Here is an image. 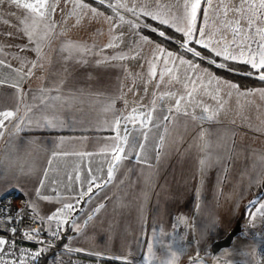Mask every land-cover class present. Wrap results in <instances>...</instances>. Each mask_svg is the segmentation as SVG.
Masks as SVG:
<instances>
[{"label":"crops","instance_id":"crops-1","mask_svg":"<svg viewBox=\"0 0 264 264\" xmlns=\"http://www.w3.org/2000/svg\"><path fill=\"white\" fill-rule=\"evenodd\" d=\"M42 47L28 64L0 56V113H14L0 127V191H20L24 207L41 221L48 212L60 221L66 211L61 231L69 227L68 240L82 238L86 254L124 261L157 251L158 242L148 248L147 237L182 238L189 222L197 223L199 237H219L217 223L237 221L244 205L263 194L264 112L255 124L228 113L220 117L233 82L211 71L216 82L208 97L199 94L196 105L179 104L177 112L176 101L187 100L184 89L156 90L136 70L103 56L94 63L101 57L97 49L84 53L76 38ZM220 80L221 88L215 86ZM151 93L158 98L144 102ZM129 115L133 120L122 119L117 132L115 118ZM45 119H55L56 126L45 127ZM117 145L125 150L120 161L114 158ZM172 244L183 247L170 242L169 252Z\"/></svg>","mask_w":264,"mask_h":264},{"label":"rangeland","instance_id":"rangeland-1","mask_svg":"<svg viewBox=\"0 0 264 264\" xmlns=\"http://www.w3.org/2000/svg\"><path fill=\"white\" fill-rule=\"evenodd\" d=\"M21 2L36 4L38 0H21ZM49 2L58 4L57 10L50 14V20L55 21V29L47 39L43 40L40 38L47 29L43 22L39 24L33 23L36 13L17 8L15 5L8 3L0 5L1 57H13V59L16 58L17 60L21 58L22 64H28L32 61L33 55H35L34 52L36 51L34 49L37 44L40 45L41 50L42 46L52 40L54 42V40L64 38H76L84 43L82 50L85 48L92 50L91 53L86 52L88 55L94 53V48L97 49L95 52L98 57L99 55L101 57L93 58L92 60H95L94 63H97L103 56L107 60L120 63L125 71L131 69L132 72V70H136L139 77L148 79L156 90L164 87L168 88V86L171 89H184L187 91L185 93L187 100L181 99L180 104H187L188 107H192L196 105L199 94L201 98H206L208 97L206 93H211L212 89L210 86L216 81L210 69L207 67L202 68L194 60L181 58L176 54L169 58L167 56L168 50L165 52L159 51L157 46H162L149 41L140 31L141 27H149L146 19H152L150 15H145V12L159 13L164 18L169 19L171 23L173 17H182L185 11L184 5L186 3L190 5L194 0H104L103 4L100 3V0H95L96 4L84 0H71L68 4H65L64 0H49ZM210 2L214 7L208 9V16L206 17L204 9L208 5L204 4V0H201L202 7L197 10L196 20L197 29L203 27L211 34L213 43L209 46V49L212 47H224L226 44L230 52L238 55V51H236L235 45L232 43L233 39H235L236 44L248 43L253 52L257 54L258 61V44L262 41L260 35L256 32V28L264 27V24L254 22L251 29L245 26L244 30L234 38L232 29L236 27L235 23H233V18L236 14L228 12L225 15L223 8L217 11L216 6L221 4V0H210ZM223 2L230 4L232 0H223ZM249 2H253V0H249ZM255 2H258V0H255ZM77 3H83L88 6V9H86L87 15H78L80 13L78 8L73 11V7ZM110 4L113 7H110ZM91 8L96 9L98 13L96 18H93V13L90 11ZM133 8L135 12L129 10ZM201 10H203V17L199 19L198 15ZM44 11L47 12V9ZM25 18H27L26 23ZM153 20L159 21V19ZM172 26L174 28L177 26L183 27L184 24L178 22L177 24H172ZM26 27L29 28V31L35 32V38L31 42L29 36L23 30ZM222 33L223 41L217 43V41H221ZM193 39H200L197 32L193 33ZM207 39L205 37V42H207ZM192 43L194 42L189 43L188 46L192 47ZM192 48L195 50L194 47ZM113 57L116 58L113 59ZM120 57L124 58L121 59ZM181 59L192 62L194 67L190 66L189 63L181 64ZM211 59L217 62L215 65L224 64V59L216 57L214 53ZM243 59L246 60L249 57L245 55ZM236 61L242 62V60ZM220 82L216 83L215 86L221 88L224 81L220 80ZM261 91L264 90L242 89L237 86L233 92L229 91L223 94V102L219 105L220 117H224L228 113L231 119L238 122L247 118L250 121L254 120V124L261 121L260 116L264 112V107L259 105L260 101L258 100V94L260 95ZM154 96L158 98V95L151 93V95L144 98V102L148 103L149 100L147 98H153ZM251 201H257L255 206L250 203ZM48 202L44 203V208L47 207ZM262 204H264V192L257 199L252 198L246 204V207L242 208V214L240 217L238 216V220L241 222L240 231L234 236L230 245L221 247L215 253L212 251L211 245L214 241L225 237L235 225L236 220L227 224L224 222L217 223V233L221 235L219 237H199L196 233L197 231L195 232L196 226H198L195 222L188 223L189 229L181 231L180 235L182 238L179 239H169L167 237L154 239L153 236L147 237L148 248L151 247L154 250L156 246L153 243L157 241L158 249L156 250L166 254L147 250L143 255L135 253L133 257H124V261L131 264H193V261L194 264H264L262 261L264 260V250L262 249L264 247V213H258L257 211ZM47 210L49 211V207ZM35 215L40 218L36 213ZM49 215L48 212L46 218H41L44 224H56L62 229L67 224V221L64 220L67 217L66 211L61 213L60 217L62 220L60 221L48 220ZM73 224L76 226L75 229H81V222L73 221ZM226 225L228 227H225ZM152 234H159L163 237L172 235L173 232L153 230ZM178 241L182 242L183 247L172 244L170 247L171 252H169L168 248H166L167 245L169 247L170 242ZM63 249L74 254L88 255L84 252V247H82V238L78 236L70 238ZM173 253L176 254V258L173 257ZM197 256L199 259H195ZM95 258L98 260L102 259L96 255Z\"/></svg>","mask_w":264,"mask_h":264},{"label":"snow or ice","instance_id":"snow-or-ice-1","mask_svg":"<svg viewBox=\"0 0 264 264\" xmlns=\"http://www.w3.org/2000/svg\"><path fill=\"white\" fill-rule=\"evenodd\" d=\"M65 4H68L71 2V0H64ZM4 3H8L10 5H15L17 8H22L25 10H29L32 13H36L37 15L33 18V23L34 24H39L41 22L44 23L45 28L47 29V31H45L44 35L40 38V39H47L52 32L55 29V21L50 20V14L54 13L57 10L58 4H56L55 2L50 3L49 0H38V3L33 4V3H25V2H21V0H0V5H3ZM100 3L103 4L104 0H100ZM204 4H207L208 7L204 9L205 12V16H208V9L214 7L210 0H204ZM110 7H113L111 4L109 5ZM159 6V5H158ZM189 7H190V11H189ZM202 7L201 4V0H194V2H192L190 5L189 4H185L184 5V14L182 17H173L171 23L169 21V19L164 18L161 14L157 13V14H152V13H148L145 12V15H150L152 19H159L160 24L163 25H168V26H172V24H177L182 23L184 24L183 27L177 26L176 27V31L180 32L183 34V36L185 37V40L183 42L181 41H176L181 48H183L186 52L188 53H192L195 57H201V52L200 51H196L194 50L192 47H189L188 44L191 42H194L196 44H200L202 47L204 48H209V46L213 43L212 39H211V34L208 32L207 29L201 27L198 28L196 27V20H197V10L200 9ZM217 7V11L220 10V8H223L225 11V15H227L228 12H232L235 13L236 15L233 18V23H235L236 27L232 29V35L235 38L241 31L244 30V27L246 26L248 29L252 28L253 23H258V24H264V0H258V2H255V0H253V2H249V0H232V2L230 4L228 3H224L223 0H221V4L216 6ZM80 9V13H78V15H87V11L86 9H88V6L86 4L83 3H77L74 5L73 7V11H75V9ZM45 9H47V12L44 11ZM130 11L135 12V9H129ZM90 11L93 13V18H96V16L98 15L97 11L95 8H91ZM259 18V19H258ZM27 22V18H25V23ZM244 22V23H242ZM227 26V25H226ZM25 31V33L29 36V40L30 42L34 40L35 38V32L34 31H29V28H24L23 29ZM153 32H156L160 37L162 38H166V39H172V37H168L165 31L153 28L152 29ZM197 32L198 35L200 36V39H193V33ZM256 32L257 34L260 35L261 38V43L258 44V55H259V60L257 61V54L253 52V50L251 49L250 45L248 43H244V44H236L235 43V39H233L232 43L235 45V49L236 51H238V55L237 54H233L232 52L229 51V47L225 44L224 47H220V48H216V47H212L210 48V51L214 53V55L216 57H222L225 61L228 60H242V62L246 63V64H250L252 69H255L258 73V78L261 81H264V27H257L256 28ZM205 37H207V42H205ZM223 41V33L221 34V41H217V43H221ZM254 42V41H253ZM27 47V46H25ZM107 47V46H106ZM158 50L161 52H165L166 50L163 49L160 46H157ZM245 49H247V51H245ZM38 55H40V45L37 44V47L34 49ZM85 52L91 53V49L90 48H85L84 49ZM245 55H247L249 57V59L244 60L243 57H245ZM167 56L169 58H171L173 56L172 52H167ZM116 57H113V59H115ZM121 59H123L124 57H120ZM181 64L183 63H189L190 66L194 67V64L192 62H187L183 59L180 60ZM0 63H4L3 61H0ZM209 63H217L214 59L209 58ZM36 66V62H33V67ZM218 67H226L225 64H218ZM31 71V70H29ZM154 74V73H153ZM249 75H251L252 73L249 72ZM218 83H221L220 81H218ZM229 88L231 89H236L237 85L235 84H228L227 85ZM261 96H264V91H261L260 93ZM177 104V109L176 111L179 112V104L180 101L177 100L176 101ZM133 111L135 112L136 109H133ZM171 111V110H170ZM205 112L208 111L207 108L204 109ZM0 116L3 117L2 120H0V127H4V121H9L11 118H13L14 113L12 111H6L3 113H0ZM122 119H127V120H133V117L131 115H129L128 117H116L115 118V125L116 128L115 130L118 132L119 131V127L121 124V120ZM164 120H169V117L164 116L163 117ZM147 120H151V113L147 114ZM143 123V122H142ZM44 126L45 127H55L56 126V121L55 119H45L44 120ZM20 130V126L17 125V131ZM3 135V132H0V136ZM117 140L120 139L119 135H117L116 137ZM161 139H163V137H161ZM128 137L125 136L124 137V141L127 142ZM139 147L141 149L144 148L143 144H140ZM125 152L124 148L120 147L119 145L116 146V151L114 154V158L116 161H120L121 160V156L120 153ZM125 155L127 156V153H125ZM137 155H139V153H137ZM201 163H205L204 161H201ZM113 174V168L109 167L108 169V179L110 180ZM92 188L89 187L88 188V192H91ZM4 195V191H0V196ZM253 206H255V204L257 203V201H251L250 202ZM72 205L71 204H66L65 208L71 210L72 209ZM258 213H264V204L261 205V207L257 210ZM58 214H54V215H50L48 217V220H53L56 218ZM89 219H91V217H89ZM35 231H40V229H34ZM57 235L56 232L52 233L53 238H55ZM29 238L31 239L32 237L29 236ZM6 245V241H4L3 239H0V246H5ZM3 251H6V247L5 248H0V254H2ZM35 256H39L40 253L37 252L34 254ZM173 257L176 258V254L173 253ZM191 259V258H190ZM195 259H199V257L197 256ZM2 264H7V261H3ZM194 264V261H193Z\"/></svg>","mask_w":264,"mask_h":264},{"label":"trees","instance_id":"trees-1","mask_svg":"<svg viewBox=\"0 0 264 264\" xmlns=\"http://www.w3.org/2000/svg\"><path fill=\"white\" fill-rule=\"evenodd\" d=\"M89 3L96 4L95 0H84ZM203 17V10L199 12L198 18L201 19ZM149 27H141L140 31L143 35L151 42L161 45L165 50L172 52L173 54H180L188 59H192L195 62L199 63L202 67H207L210 69L214 75L218 78L231 81L238 85L240 88L246 89H254L258 87H264V81H261L258 78V73L255 69L251 68L250 64H246L244 62L239 61H224L226 67H218L213 63H209V58L213 57V52L210 51L209 48H204L200 45L192 43V47L195 48L196 51L201 52V57H195L192 53L186 52L176 41L183 42L185 37L182 33L177 32L176 28L173 26L160 24L159 21L153 19H146ZM156 28L162 31H165L168 37H172V39H166L160 37L156 32H153L152 29ZM252 74L249 75L248 73ZM264 188L259 189V193L263 192ZM246 207L244 205L243 209ZM25 211H28L27 206L24 207ZM70 236V228L67 227L61 231L57 248L48 249L43 252L37 264H73L76 260H91V261H99L102 264H131L125 261H116L109 259H96L93 256L84 255V254H74L70 253L63 248L68 242V238Z\"/></svg>","mask_w":264,"mask_h":264},{"label":"built area","instance_id":"built-area-1","mask_svg":"<svg viewBox=\"0 0 264 264\" xmlns=\"http://www.w3.org/2000/svg\"><path fill=\"white\" fill-rule=\"evenodd\" d=\"M40 229V231H33ZM57 235L53 238L52 233ZM61 228L44 224L31 212L24 210V199L16 190L0 200V238L6 241V251L0 254V264H37L43 252L57 248ZM29 236L32 238L30 239ZM39 252V256L34 254ZM73 264H102L99 261L76 260Z\"/></svg>","mask_w":264,"mask_h":264},{"label":"water","instance_id":"water-1","mask_svg":"<svg viewBox=\"0 0 264 264\" xmlns=\"http://www.w3.org/2000/svg\"><path fill=\"white\" fill-rule=\"evenodd\" d=\"M14 191H16V190L12 189L9 192L5 193L3 196H0V200H4L8 196H10V194L12 192H14ZM22 197H23L24 200H26V198H25V196L23 194H22ZM240 229H241V222H240V220H237L235 225L233 226V228L226 234L225 237H223L221 239H218V240L213 242V244L211 245L212 251L215 253L221 247L230 245L232 240H233V238H234V236L240 231ZM262 249H264V247H262ZM262 261L264 263V260H262Z\"/></svg>","mask_w":264,"mask_h":264},{"label":"flooded vegetation","instance_id":"flooded-vegetation-1","mask_svg":"<svg viewBox=\"0 0 264 264\" xmlns=\"http://www.w3.org/2000/svg\"><path fill=\"white\" fill-rule=\"evenodd\" d=\"M264 250V249H263Z\"/></svg>","mask_w":264,"mask_h":264}]
</instances>
